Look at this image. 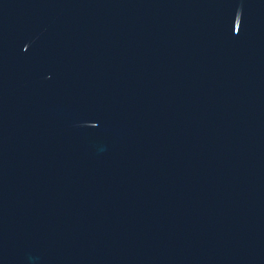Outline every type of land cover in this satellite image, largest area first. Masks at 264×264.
Returning <instances> with one entry per match:
<instances>
[{
  "label": "water",
  "instance_id": "water-1",
  "mask_svg": "<svg viewBox=\"0 0 264 264\" xmlns=\"http://www.w3.org/2000/svg\"><path fill=\"white\" fill-rule=\"evenodd\" d=\"M0 264H264V0H0Z\"/></svg>",
  "mask_w": 264,
  "mask_h": 264
}]
</instances>
